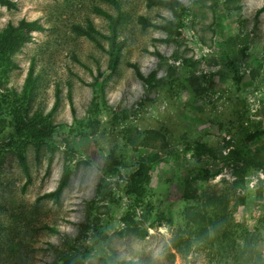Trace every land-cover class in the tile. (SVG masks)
Returning a JSON list of instances; mask_svg holds the SVG:
<instances>
[{
    "label": "rangeland",
    "instance_id": "1",
    "mask_svg": "<svg viewBox=\"0 0 264 264\" xmlns=\"http://www.w3.org/2000/svg\"><path fill=\"white\" fill-rule=\"evenodd\" d=\"M13 1L0 4V29L21 18L41 28L0 76V264H54L73 250L83 264H264V173L221 158L238 148L264 161V0H178L177 13L118 0L113 70L109 22L95 10L115 14L110 1ZM89 20L96 41L73 29ZM30 66L26 109L15 100ZM13 103L49 138L36 143L11 122ZM196 142L213 157L178 152ZM65 171L59 201L36 200Z\"/></svg>",
    "mask_w": 264,
    "mask_h": 264
},
{
    "label": "trees",
    "instance_id": "2",
    "mask_svg": "<svg viewBox=\"0 0 264 264\" xmlns=\"http://www.w3.org/2000/svg\"><path fill=\"white\" fill-rule=\"evenodd\" d=\"M111 2V4L114 6L116 13L111 14L110 12L100 8L96 7V12L102 14L108 19L109 22V34L107 35L108 38V68L109 69H115L119 58L121 54V49L123 46L122 41H117V27L122 17V12L120 8V4L118 0H108ZM148 4H165L173 9L174 12L177 13L179 9H181V5L178 2V0H147ZM0 4L5 5L6 7H14L15 2L13 0H0ZM263 10V6L258 8L255 11L254 18L257 20V17L259 16L260 12ZM140 19L143 22V25L146 26L149 24V21L143 17H140ZM41 25L36 20H26L24 18H21L16 24L8 23L3 29H0V76L6 75L11 69L15 68L17 65L15 61L12 58L13 52L18 50L22 44L28 39V32L33 29H40ZM74 31L77 34H83L91 38L92 40H97L95 33L98 31L93 27L92 22L89 20L86 27H81L79 25L73 26ZM130 66H132L136 72V74L148 85H153V80H156L154 73H150L148 76H144L141 72L139 67L135 63H128ZM33 82L34 78L32 76V67L30 66L28 68L26 78L24 85L22 87V96H19L17 100L24 103L26 109L27 104L30 100V95L33 90ZM11 108V122L13 121L18 127H22L25 134L32 140H34L36 143L41 142L42 140H45L46 138H49V135H47L43 130L38 129L36 125H31L26 121L25 119V113L22 112L18 107L16 103H13L10 105ZM51 115V111L48 112L45 115H41L38 113L36 115V119L38 121L46 120ZM0 122L2 121L4 123V119L6 118L4 116H0ZM35 119V120H36ZM187 150L200 152L203 155H208L210 157H213V154L211 150L206 147V145L203 142H196L194 145L189 144L186 145L183 148H179L178 152H186ZM175 152H177L175 150ZM16 157L18 160V163L25 175V180L22 185V189H24L27 184L30 182V173L28 170L27 160L26 156L24 154L23 150H17L16 151ZM221 158L231 159L234 161L244 159L245 163L247 165L256 167L261 172L264 173V161L256 159L249 150L247 149H238L233 148L230 150L229 153L223 154ZM150 164L147 161H143L140 163L141 170H147L150 168ZM67 170V169H66ZM212 175V173L206 171V173L202 176H198L197 178L201 179H207ZM68 177V172L65 171L62 175L60 181L56 185L55 188H53L50 191L44 192L36 197V200H40L42 198L46 197H52L55 202L59 201L60 193L63 189V187L66 184V180ZM83 252L79 250H73V251H67L63 252L59 255L58 259L54 264H83ZM114 264H148L146 260L143 258H139L137 260L133 259H113Z\"/></svg>",
    "mask_w": 264,
    "mask_h": 264
}]
</instances>
